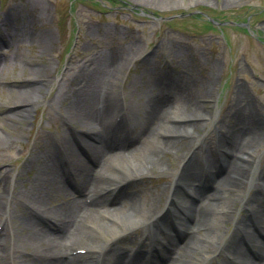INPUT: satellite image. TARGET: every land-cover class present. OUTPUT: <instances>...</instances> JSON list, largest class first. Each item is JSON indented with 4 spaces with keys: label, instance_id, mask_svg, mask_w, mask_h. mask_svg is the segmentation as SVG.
<instances>
[{
    "label": "bare ground",
    "instance_id": "6f19581e",
    "mask_svg": "<svg viewBox=\"0 0 264 264\" xmlns=\"http://www.w3.org/2000/svg\"><path fill=\"white\" fill-rule=\"evenodd\" d=\"M3 45L4 39L0 36V47ZM152 64L150 61L149 66ZM152 68H147L145 73H155V68ZM6 71L4 68L0 75L5 76ZM114 75L117 76L118 72ZM163 76L159 75V80L155 81L153 94L147 102L143 100L148 107L145 119L137 117L135 120L139 127H133L132 133L136 138L142 137L143 143L128 153L118 151L119 144L123 142L120 140V133L124 132L123 124L115 130L111 129L115 126L114 121H110L111 113L120 107L116 94L110 91L102 110H99L100 100L95 95L96 83L89 84L90 86L80 84L71 94L64 87L57 92L54 102L65 111V114L60 115V121L71 130H56L57 134L38 131L33 145L25 146L32 155L21 171L15 175L6 171L0 180V183L5 184L4 191L0 193V226L4 225L0 230V250L3 251L1 259L6 258L10 264H136L143 260L149 264L158 253L150 251L146 255L140 246L151 242L159 252V257H162L160 261L156 260L157 264H214L211 257L216 254L220 257L218 264H264V240L261 243L264 238V115L256 110L254 114L250 113L251 103L247 102L245 90L236 85L232 98V102H235L232 103L235 107L232 108V125L225 134L219 132L210 140L203 141L200 136H194L193 125L207 124L210 116L197 104L192 107L182 103L167 106V102L172 99L168 100L165 96L167 92L173 91V95H178L179 92L187 94L189 90L178 78L171 80ZM34 78L39 77L35 75ZM38 90L12 92L15 94L8 96L14 100L20 99L19 97L29 100L11 104L16 108L6 109L4 116L0 117V161L13 149L12 145L18 138L15 135L12 141L1 130L8 127L7 121L18 124L19 120L30 114L32 106L38 104ZM68 97L71 101L64 106ZM213 100L216 109L219 100L216 93ZM137 104L134 100L130 102L133 121L136 118L134 107L137 108ZM247 118L254 119V126L252 125L253 129H248L245 125L243 130L239 126L243 120L247 122ZM171 120L195 122H191L194 123L192 125L177 126L171 125ZM247 130L253 134L252 137H248ZM102 131L113 143V151L103 146L105 136H101ZM157 133L165 136L169 134V138L173 134L183 133L185 139L193 141V144L198 140L202 141L198 145L199 150L193 153V157L195 155L197 159L191 158L181 172L176 173L180 176L182 187L188 189L189 195L195 199L181 202L184 211L181 219L179 215L168 216L178 192L174 185L168 189L158 185L153 195L145 194L144 190L142 201L133 199L134 201L123 203L122 208H108L105 203L107 195L121 183L144 179L152 175L153 168L158 175L168 174L171 170L163 147L176 150L180 140L159 141ZM156 144L160 146L157 148ZM216 158L220 159L221 164L217 172ZM259 159H263V163L254 168L251 162ZM27 171H34L35 174L33 178L29 177L24 181ZM207 176L217 188H209L208 183H204ZM21 181L26 182L28 187L18 189ZM65 184L76 191L75 195L91 198V203L88 204L87 199L83 201L73 198ZM247 185H255V190L245 197L240 191ZM165 192H168L166 201L162 202L161 197ZM62 195L64 202L59 206L53 205ZM237 203L244 208L242 213L247 214L241 215L242 208L239 213L235 205ZM16 208L39 214L42 224L52 223V230L33 222L29 216L27 218L26 210L20 212L18 217L21 223H17V216L9 213ZM252 221L261 226L257 228L261 235L247 232ZM228 223L234 226L231 233L225 226ZM176 224L181 226L180 233L173 235L170 230H176ZM5 232L7 238L3 237ZM19 232L26 233L25 240L33 246L34 253L29 255L33 257L29 258L30 261L23 258L17 263L11 260L13 246L9 245V241H17ZM130 234H135L138 239V249L115 251L111 248L112 242ZM81 248L86 249L84 255L76 252ZM152 255L154 256L150 260L149 256Z\"/></svg>",
    "mask_w": 264,
    "mask_h": 264
},
{
    "label": "rangeland",
    "instance_id": "374dc122",
    "mask_svg": "<svg viewBox=\"0 0 264 264\" xmlns=\"http://www.w3.org/2000/svg\"><path fill=\"white\" fill-rule=\"evenodd\" d=\"M129 15L133 18L128 17ZM203 15L211 17L216 24L210 23ZM128 31L131 33L128 34ZM0 36L4 39V45L0 47V71L7 69L5 76L0 75V114H5L6 109L12 110L15 106L11 104L24 101V97H19L18 100L8 97L15 94L12 92L39 89L38 104L32 106L29 116L25 115L18 124L8 122V127L4 130L3 134L10 140L13 141L15 135L18 138L12 145L13 149L0 161V178L7 170H11L14 175L21 171L32 155L30 149L26 150L25 146L33 145L39 130L49 134L55 133L56 130L63 131L65 128L71 130L60 121V115L65 114L64 108L54 102L57 92L63 87L68 88V94H71L80 84L96 83L95 95L98 96L100 87L110 86L112 82L109 78H114L113 89L124 91L129 104L134 100L139 105L134 107V121L130 106L128 110H122L123 106L115 109L111 113L110 121L120 111L124 129L130 131L131 124L132 128H138V122L135 120L137 117H140V120L145 119L148 111L143 100L147 102L153 94V85L159 80V74L162 75L160 68H166L163 66L165 61L169 66L168 70L175 71L174 77L182 78L189 84L187 94L179 92V103L189 107L200 105L202 111L211 118L207 124L193 125L194 136H200L203 141L210 140L216 130L227 131V125H230L231 119L234 118L232 108L235 107L232 103L235 102H232V98L236 85L246 88L249 93L246 94L247 100L254 101V110L256 108V111L264 115V0H0ZM110 46H115L116 52ZM150 51L153 54L147 60L141 58L138 62H132L135 61L133 55L136 58ZM150 61L153 62L151 67ZM152 67L155 68V73H145L147 68L150 70ZM111 70L118 71V75L109 76ZM172 74L168 72L167 79L173 80ZM35 75L39 78H34ZM171 92L165 94L168 100L171 99ZM215 93L219 97L216 109L213 100ZM100 96L101 101L105 102L107 93L101 89ZM27 100L29 99H25ZM172 100L167 102V106L172 105ZM70 101L68 97L64 106ZM121 102L123 104V101ZM4 103L10 105L6 106ZM253 120L250 119L251 129L252 125L254 126ZM170 124L178 126L179 121L174 120ZM192 124L194 123L187 121L183 125ZM244 126L243 120L239 127L244 130ZM126 134L122 133L127 140L119 144L122 151L130 152L142 145V137L136 138L133 133ZM249 135L248 137L253 136ZM171 136L173 138L163 139L157 133L156 137L159 141L180 140L176 150L162 146L163 153L171 165L169 172L174 173L178 164L184 165L186 161V165L191 160L190 157L193 158V147L197 150L196 147H199L202 141L198 140L193 144V141L185 139L183 133ZM157 144L156 147L160 146ZM184 154L186 159L183 161ZM251 163L254 165V162ZM261 163L263 159H259L256 167L259 164L261 166ZM218 166L217 164L216 171L220 170L221 166ZM155 170L153 168L152 173H155ZM34 174V171H27L23 180L33 178ZM171 179L170 175L162 179L153 176L136 181L133 185L121 183L107 195L106 206L112 209L122 208L123 202H129L130 198L141 199L143 194L138 190L145 189L153 195L156 193L153 187L157 183L168 186L169 184H164L163 181ZM255 185L251 189L248 185L245 186L240 193H246V196L253 194ZM211 186L218 187L213 182ZM27 187L28 184L23 181L18 185L20 190ZM4 189L3 183L0 193ZM136 191L138 192L132 195V192ZM70 192L73 198L77 197ZM177 193L180 198L178 201L185 200L182 188H178ZM64 200L62 195L53 205L59 206ZM228 201L232 203L231 200ZM235 205L236 209L242 208L239 203ZM23 210H26L27 218L29 216L33 222L42 224L41 216L33 211L16 208L9 213L16 215L15 221L21 223L18 216ZM245 214L247 213H242ZM51 224L42 225L52 229ZM225 226L231 233L233 224L228 223ZM251 231L253 229L249 226L248 232ZM25 234L19 232L17 241H9V245L13 246L10 252L11 260L17 263L23 258L29 261L33 258L29 255L34 253V248L25 240ZM4 238H7V235ZM136 241L135 234H130L123 236L111 248L115 251L131 249L137 246ZM144 249L150 250V247L145 246ZM219 258L213 259V262H220ZM4 263L10 264L6 258Z\"/></svg>",
    "mask_w": 264,
    "mask_h": 264
}]
</instances>
